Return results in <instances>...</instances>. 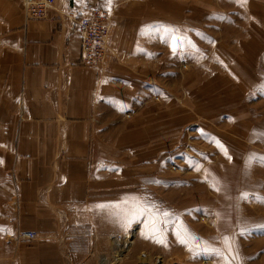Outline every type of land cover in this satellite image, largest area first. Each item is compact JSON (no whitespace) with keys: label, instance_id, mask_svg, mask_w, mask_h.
I'll return each instance as SVG.
<instances>
[{"label":"rangeland","instance_id":"rangeland-1","mask_svg":"<svg viewBox=\"0 0 264 264\" xmlns=\"http://www.w3.org/2000/svg\"><path fill=\"white\" fill-rule=\"evenodd\" d=\"M115 1L130 54L103 61L122 91L96 183L130 226L103 240L108 263L264 264V0Z\"/></svg>","mask_w":264,"mask_h":264},{"label":"crops","instance_id":"crops-1","mask_svg":"<svg viewBox=\"0 0 264 264\" xmlns=\"http://www.w3.org/2000/svg\"><path fill=\"white\" fill-rule=\"evenodd\" d=\"M115 3L57 0L28 19L24 0H0V264H86L81 256L95 251L109 264L113 245L103 240L116 220L129 229L124 197L96 183L111 148L100 129L122 91H114L115 62L83 64L72 29L89 8L113 12ZM116 28L110 48L120 59L130 52ZM27 230L36 237H22Z\"/></svg>","mask_w":264,"mask_h":264},{"label":"built area","instance_id":"built-area-1","mask_svg":"<svg viewBox=\"0 0 264 264\" xmlns=\"http://www.w3.org/2000/svg\"><path fill=\"white\" fill-rule=\"evenodd\" d=\"M57 0H24L25 14L28 19L40 18L55 7ZM108 11L99 6L89 8L80 17L72 20V29L82 45L81 62L86 65H99L106 59L112 33ZM21 236L27 239L36 237L33 230L23 231Z\"/></svg>","mask_w":264,"mask_h":264},{"label":"snow or ice","instance_id":"snow-or-ice-1","mask_svg":"<svg viewBox=\"0 0 264 264\" xmlns=\"http://www.w3.org/2000/svg\"><path fill=\"white\" fill-rule=\"evenodd\" d=\"M107 3H111V0H107ZM262 162H264V158H261ZM260 227H264V225H261Z\"/></svg>","mask_w":264,"mask_h":264}]
</instances>
